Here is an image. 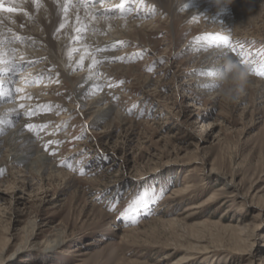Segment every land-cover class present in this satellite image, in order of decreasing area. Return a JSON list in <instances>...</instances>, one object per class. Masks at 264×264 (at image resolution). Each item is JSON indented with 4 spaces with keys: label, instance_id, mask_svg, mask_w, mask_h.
<instances>
[{
    "label": "rangeland",
    "instance_id": "374dc122",
    "mask_svg": "<svg viewBox=\"0 0 264 264\" xmlns=\"http://www.w3.org/2000/svg\"><path fill=\"white\" fill-rule=\"evenodd\" d=\"M146 1L120 15L146 13L129 32L75 34L83 52L73 35L66 52L11 36L21 91L0 107L29 140L0 145V264H264V0H215L201 17ZM229 43L247 81L235 54H215Z\"/></svg>",
    "mask_w": 264,
    "mask_h": 264
},
{
    "label": "bare ground",
    "instance_id": "6f19581e",
    "mask_svg": "<svg viewBox=\"0 0 264 264\" xmlns=\"http://www.w3.org/2000/svg\"><path fill=\"white\" fill-rule=\"evenodd\" d=\"M117 1H119V3H120V0H117ZM147 1H151V2H153V4L156 3L159 6L160 5L162 6V4L163 5L166 4L165 3L166 0H147ZM193 1H196V2H193ZM13 2L16 4L13 7H15L21 13L20 15H9V16H5L4 14H10V13L9 12H6V11H8V8H5L4 7L5 5H3L0 2V42H3V45L0 46V49L2 48L0 51H3L5 53H7L9 51V49H14L16 51L17 50L16 48H19V47H16L15 48L16 45L13 46V47L11 46L12 45L11 42H13L11 36H13V35H25L26 37L28 36V38L31 37V40L30 41H32V44L34 43L33 45L35 46V47L33 46L32 48L41 49V45L46 44V46L51 47L53 50H56L57 49L59 51H62V52L65 51L66 52L70 48H68L66 46V43H64L65 42V36L73 35V37H72V39H73L72 44L73 43L75 44V42H78V43L79 42H82V41H79V38L80 37L75 35L77 33L78 34L79 33L80 34H85V33H88L89 34L90 31H94V33H96V36L99 37V36H104L106 34H109L107 31L109 29H111V30H113V34H114V30H116L115 33L117 35H121V32L122 31L120 30V28H123V30L125 32H129V30L132 27H135L136 25L139 26V25L142 24V22L144 20L141 21V22H139V20H138L139 18H142V17L146 16V13L140 11L142 9H140V10L138 9V11L135 12V14H131L130 16H128L127 18H125L123 20H122V18H119L121 14H119L118 12H116V13L110 14V16H109V18L107 20H105V19H98V20L93 21V20H91V16L93 14H95V12H98L99 9H100V7H101V6L98 5L95 10L89 9L87 11V18H86L85 9L79 8L78 6L76 8L69 7V10H68L69 13L66 15V17H64V19H61V17L64 16V13H63L62 9L57 6L55 0H42V3H43L44 6L42 8H40L38 11L35 9V7H34V5L32 3V0H14ZM74 2H75V0H74ZM174 2H175V4H174L173 7L176 8V9L177 8H183L184 10H188V9H191V8H194V7H195V9H199V11L197 12V14H195V16L201 17L202 15L205 14L204 11L212 8L215 0H183V1L182 0L181 1L174 0ZM59 3L60 4H63L64 3V0H59ZM112 3L115 4L116 3L115 0ZM109 4H110V2L109 3H106L105 2V4L102 7H105V8H114V6H112L113 4L112 5H109ZM149 9H150V6H149ZM125 14L126 13H124L122 15H125ZM213 14H209L208 13L207 18H209L210 20H213L215 18ZM77 15H79V21H77V19H76ZM218 16H219V14H218ZM216 18H218V17H216ZM20 21H23L25 25L23 24V22H20ZM60 23H64V28H63L64 30L61 33H59V31H57V28H58V26H59ZM73 25H75L74 27L76 28L75 29V32H73V30L71 29ZM85 25H87L86 28H85ZM17 26H18V28H16ZM20 26H23L24 27L23 28L24 29L23 31L20 29ZM78 28L79 29H82V31L77 32V29ZM31 30H32V35H31V32H29ZM58 33H59V35H58V37H56L57 42H55L54 39H55V36ZM207 36H209V35H207ZM84 37H89V36L85 35ZM107 37H108V35H107ZM28 38H26V39H28ZM32 38H33V40H32ZM59 38H61V39H59ZM207 38H209V37H207ZM28 43L29 42H27L26 46L29 49H31L29 47V44ZM202 44H203V42H202ZM101 45L102 46H100V48H102V49H111L113 47V44L110 43V42H104ZM85 46H86V43L83 42V44H80L79 43L78 45H74L71 48H73V50L75 51V53H77V52L81 51V48L80 47H83L84 48ZM209 47H211V46H209ZM15 51L12 53V56H14V55L17 54V53H15ZM52 52H54V51H52ZM81 52H83V51H81ZM224 53L225 52L215 51V54H217V56H218L217 58H219V59L226 58V56H224ZM35 55L39 56L40 59L43 57V55H41L40 52H36ZM39 57H38V60H39ZM11 58L12 57L10 56L8 59H11ZM16 59H17V57L15 58V63L16 64H20L19 62H21V60L19 61L18 59L17 60ZM22 59H28V61H31L29 59H32V57L29 56V55L26 56V54H25L24 55V58H22ZM38 60L37 59L36 60L33 59V61H31V62H34L33 64L36 63V65H35V67L32 68V70L29 69L30 72L31 71L33 72L36 68H39L40 66H42V65H39V63H40V61H42L44 59H41L39 61ZM225 60H228V59L226 58ZM80 62H81V60H78L75 63V66L77 67V66L83 64V62L82 63H80ZM222 65L223 66H219V68L216 69L217 72H221L220 70H223V69H226V68L228 69V67H229V66H226V64H224L223 62H222ZM33 73H31L30 75H35ZM12 76H13V74H12ZM12 76H7V77H5V79L6 80L7 79H10ZM18 78H19V83H20V80L21 79L23 80L24 76H22V77L19 76ZM27 79L28 78H26L25 80H27ZM11 81H12V79H11ZM96 85H98V84L92 82L91 84H89V88L96 87ZM6 103H8V104H6ZM6 103H4L0 107V121H3V122H0V130H2L3 131V135H5V136L1 135L3 137H0V145H3V143L4 144L11 143V142L13 143V142L19 141V140H23L22 141V144H26V142H28L29 138H27L24 134L22 135V133L24 132L23 127H21L19 125L16 128L12 129L13 128V124H14V120L19 115V114H17L18 111L17 112L12 111L13 110V107H11L12 104H9L10 102H6ZM27 156L23 155L21 158H19V161L18 162L21 163V162L27 161L28 160V157ZM25 164L28 165V163H25ZM59 244H60V241H50L49 244H48V246L46 248L54 250V249L58 248V245ZM2 257H3V255H0V261H1Z\"/></svg>",
    "mask_w": 264,
    "mask_h": 264
},
{
    "label": "snow or ice",
    "instance_id": "6c2138e0",
    "mask_svg": "<svg viewBox=\"0 0 264 264\" xmlns=\"http://www.w3.org/2000/svg\"><path fill=\"white\" fill-rule=\"evenodd\" d=\"M56 4L58 7H60L64 13V16L61 17V19H64V17H66L69 7H73L76 8L77 6L79 8H83L85 9L86 12V18H87V11L89 9H93L95 10L96 7L99 5L101 6L98 12H95V14H93L91 16V20L95 21L98 19H105L107 20L110 16V14L112 13H116L118 12L119 14H124L126 12H128L131 8L132 5H138V6H143L145 4V0H120V3L118 5H116L114 8H105L102 7L105 4V0H64L63 4L59 3V0H55ZM216 2L218 4L222 3L223 0H216ZM32 3L35 7V9L38 11L40 8H42L44 5L42 3V0H32ZM8 11H16V9H8ZM77 21H79V15H77L76 17ZM87 27V25H85V28ZM64 28V23H60L57 31H60ZM10 31V30H9ZM82 31V29H77V32ZM17 39H20L22 42V39L17 37ZM215 40H219L221 42H226L227 41V37H220V36H216L214 37ZM122 43V42H121ZM3 45V42H0V46ZM228 49L230 50V52H225L224 56H229L230 57V53L231 54H235L236 57H238L236 60H234L235 63L242 65L245 63L246 60V56L243 53V50H241L240 52H237L235 48H233L231 46V44H228ZM102 50H107V49H98V51H102ZM14 49H9V51L7 53L0 51V99H5L7 101H15V94L19 93L21 90L19 88H12L9 87V85L12 83L11 79H5V77L8 76V73H15L17 75L20 74V72L22 71V68L20 65L15 63V57L12 56V53L14 52ZM251 55V54H248ZM6 56H11V59H5ZM118 59H122V58H118ZM219 59V58H218ZM82 63V60H81ZM151 70V69H149ZM211 75L214 77V73L216 71V66H214L211 70ZM255 74L257 75H264V71H257L255 72ZM20 107H24L23 105H20ZM12 111H16L15 109H13ZM19 114V113H17ZM29 116L33 115V113L29 112L28 113ZM3 122V121H0ZM25 127L29 130V131H36L38 133V131L43 127V126H36L33 124H27L25 125ZM0 135H3V131L0 130ZM79 138V137H78ZM70 169L72 168L71 165H67ZM80 174L83 175L84 172L81 170ZM111 210V209H110Z\"/></svg>",
    "mask_w": 264,
    "mask_h": 264
},
{
    "label": "clouds",
    "instance_id": "9594fccd",
    "mask_svg": "<svg viewBox=\"0 0 264 264\" xmlns=\"http://www.w3.org/2000/svg\"><path fill=\"white\" fill-rule=\"evenodd\" d=\"M224 3H230L231 0H223ZM238 69H239V74H240V78L244 81L248 80V77L250 75V73L248 72V70L246 68H244L241 65H237Z\"/></svg>",
    "mask_w": 264,
    "mask_h": 264
}]
</instances>
